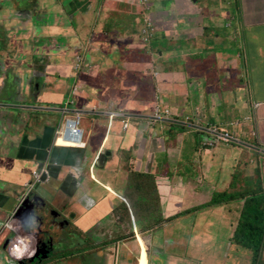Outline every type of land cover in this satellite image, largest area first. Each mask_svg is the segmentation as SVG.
Returning <instances> with one entry per match:
<instances>
[{
    "label": "crops",
    "instance_id": "1",
    "mask_svg": "<svg viewBox=\"0 0 264 264\" xmlns=\"http://www.w3.org/2000/svg\"><path fill=\"white\" fill-rule=\"evenodd\" d=\"M148 1L149 9L140 0H0L1 35L14 38L20 32L27 36L25 39L28 38L22 40L20 53L30 62L22 71H16L19 77L16 91L21 86L22 90L31 92L30 102L33 103L29 112L17 111L19 114L15 119L5 110H0V128L7 130L5 137L0 133V228L13 211L17 193L31 180L32 173L39 167L49 170L48 164L33 157L35 144L31 150L28 148L33 145L31 143L18 150L24 134L33 141L37 137V141L40 139L38 134L28 132V120L31 117H49L52 121L45 123L50 125L56 117L49 112H57L59 107L51 101H57L65 88H70L71 64L65 66V79L57 80L52 77L51 71H62L61 66L41 68L39 64L33 65L31 62L57 52L61 44L67 47L71 55V48L76 53H85L88 42L105 43L114 33L123 40L125 47L121 58L114 59L111 68L114 74L122 72L111 88L114 105L138 113L153 111L151 108L156 104H164L171 108L172 113L157 118L153 124L135 113V121L129 130H125L121 122L109 129L108 121L99 119L97 122L101 123L95 134L86 133L88 135L85 136L89 144L85 155L87 162L82 165L78 153L60 149L54 160L55 171L42 195L54 194V207H60L59 211L70 218L65 222L82 233L94 228L103 230L106 226L107 229L111 225L114 232L121 229L120 226L122 229L124 227L125 232L126 229L133 231V226L138 229L145 225V229L151 225L137 219L138 211L135 212L136 207L127 196L126 189L133 180L129 179L131 166L136 176L154 175L157 187L152 191L157 199L154 202L150 192L144 191L137 201L139 207L142 206L141 210L144 207V213L151 215L154 222L194 208L200 202L208 201L216 189H221L225 192L222 195L229 192L232 199L224 214L217 216L208 208L200 215L195 214L197 223L193 225L187 221L192 215H183L186 220L179 219L165 225L169 227L164 229L161 227L165 226L158 223L154 229L155 243L152 231H138L135 240L137 264H149L152 244L151 264H198L191 259L193 254L199 252H208L207 258L201 259L200 264H250L253 253L235 242L238 223H230L228 214L231 217L233 213L239 215V222L242 211L249 203H255L259 208L260 204H264V153L259 152L264 150V0ZM21 4L22 9L17 10ZM118 5L122 6L124 13L119 17L121 21L118 25L112 28L113 11ZM105 8L112 11V16L103 11ZM233 9L237 14L231 17ZM146 13L151 15L159 29L149 44L141 39ZM109 17L111 19L107 25L105 20ZM205 19V29L213 26L216 31L207 30L212 38L207 41L215 44V50L200 46L198 33ZM228 19L232 23L226 27ZM176 35L180 37L174 38ZM87 55L94 60H103L101 56L106 54L89 52ZM4 58L8 60L7 50L2 52L1 59ZM44 81L46 87L38 95L35 85L40 83L41 86ZM7 82L6 75H0V99H6L13 109L12 106H20L22 98H27L12 95L15 87L7 85ZM158 89L162 95L159 102L155 100ZM86 92L88 96L84 97L83 104L92 107L97 98ZM183 104H188L195 113H202L208 122L218 124L229 121L234 113L240 111V120H247L246 147H238L233 156H226L225 146L205 148L200 153L197 134L196 138L187 142L192 134L183 132V129L174 135L168 133L169 130L180 131L177 126L182 120L180 107ZM98 105L104 107L105 103L98 102ZM225 106L230 107L228 117L222 111L223 116L217 111ZM164 131L172 139L171 142L161 139ZM186 142L192 143V146L185 149ZM102 150L107 158L104 165L95 169L94 178L90 165L93 166L95 157ZM241 151L247 157L255 155L258 162L253 165L244 160L240 164ZM233 159L235 161L231 162ZM189 165L193 167L184 179L185 169ZM201 191L204 192L201 194ZM45 203L47 207L48 202ZM119 209L133 211V223L130 221L122 225L124 218L118 215ZM59 211L44 210L46 222L41 230L43 234L49 232L50 238L55 235L50 223L58 218ZM113 218L115 222H112ZM37 223L32 219L29 226ZM36 227L41 226L38 224ZM197 227L201 228V232L195 234ZM99 234L104 235V232ZM172 234L178 236L180 241L164 240ZM38 238L41 242H50V238ZM34 244L33 241L32 246ZM116 244V252L120 253L122 246ZM222 244L224 247L220 249ZM109 250L104 246L103 254ZM0 254L9 259L8 252L0 251Z\"/></svg>",
    "mask_w": 264,
    "mask_h": 264
},
{
    "label": "rangeland",
    "instance_id": "2",
    "mask_svg": "<svg viewBox=\"0 0 264 264\" xmlns=\"http://www.w3.org/2000/svg\"><path fill=\"white\" fill-rule=\"evenodd\" d=\"M104 12H107L109 14V16H112V11L105 8L103 9ZM124 13L123 8L121 5H118V7L113 11V19L111 21V23L113 25L112 28H115L118 25V22L121 21V19L119 18L122 14ZM233 14H237V12L234 11V9L232 10L231 13V17ZM68 18H70V15L67 16ZM127 15L125 14V18L124 20H126ZM109 19H111V17H109L106 21L107 25H109ZM205 21L201 24L200 27H202V29L200 30V33H198L200 36V46L202 47H209L210 50H215L217 47L215 46L214 43L207 41L208 39H212L211 35L208 34L207 30H209L210 32L215 31L213 26H209L207 27V30L205 29ZM231 19H228L225 22V26L228 27L231 25ZM154 25H151L150 28H153ZM216 32V31H215ZM209 35V36H208ZM6 36V45L7 47L10 49V55L13 58L12 61L8 62L6 64V66H8L9 68H7V75L10 74L12 70V68H10L11 66L18 70V69H24L26 67L25 61H22L21 59L25 58V55L20 53L19 49H15L14 46V42H12V38L8 35ZM206 36H208L207 38H205ZM180 37L179 35L174 36V38H178ZM48 38V37H47ZM204 39V40H203ZM53 40V39H51ZM1 41V40H0ZM42 41V40H41ZM44 42V39L43 41ZM2 43V42H1ZM65 43V41H64ZM67 43V42H66ZM65 43V44H66ZM123 40L121 38H117L115 36V34L113 33L112 36H110L109 38L106 39L105 43L102 42H98V41H93V42H88L86 44L85 47V53H77L72 50V54L75 55L74 57H70V54L64 55V49L65 46H63L64 44H61L60 49L57 50V52L54 53H50L48 55H44L42 58H40L38 61H33L31 62V64L36 65L39 64V66L41 68L43 67H53V68H57L59 66L65 67V65H60V58H63L65 56V64L69 63L71 64V73L73 74L74 78L76 79L74 81L73 77L70 78L69 80V86L70 88H72V91L75 90H81L82 91V95L84 97L88 96V93L85 92L82 87L84 86V88L87 86V91L94 92V96L97 98L96 100L100 99L101 103L106 99V100H111L114 97L112 96V91L111 88L113 86V83L115 81L116 78H118V76L122 75V72L120 73H112L111 68L113 67V63H114V59L118 58L122 51L124 50L125 47H123ZM171 45L174 44L170 43ZM143 46V44H142ZM89 52H93L96 53L100 52V53H104L106 55L101 56L103 58V60L97 59L94 60L92 57L90 56H86V53L88 54ZM117 53V54H116ZM99 55V54H98ZM121 58V56H120ZM119 66V65H117ZM64 70L60 71L57 69L52 70V77L57 79V80H64L65 79V75L63 73ZM78 74V75H77ZM121 85H123L124 83H120ZM6 87V86H4ZM100 87V88H98ZM103 87H106L105 89H102ZM108 87V88H107ZM98 88V89H96ZM5 89V88H3ZM7 89V88H6ZM86 89V88H85ZM161 91L160 89L157 90V95L158 97H162ZM81 96V95H80ZM65 97L64 95H62L60 98H57L56 100H60L61 98ZM95 100V101H96ZM95 106H98V102L96 101ZM79 107L82 110H85V106L83 104V99H80L79 102ZM119 108H121V106L119 105H114V110L117 111ZM218 108V107H217ZM216 108V109H217ZM229 106H225V107H221V110L218 108L217 111L220 112V114L223 116V114H225L228 117V111H229ZM13 109H18L16 107H13ZM100 110V112L104 115L103 117L107 116L109 111H112L111 109H107L105 107H103L102 109L98 108ZM121 114L124 112L123 108H121ZM181 110V119L182 121H185L186 124H184L182 126L183 132L185 133H190L192 134L191 138H188L187 142L191 141L194 139V137L196 138V134L197 136H199L204 129L207 127V123H208V119H206L203 115H197L199 112L197 111L196 114H194L195 112L193 111L192 108H190V106L187 104H183L182 107H180ZM223 114H222V112ZM136 115L138 114L137 112H134L133 114ZM187 113H191V115H187ZM239 113L240 111L234 113L231 118L229 119L228 122V127L231 130H235L237 129V132L235 131L234 134H238L240 136V139L242 141L239 143H228V144H220L219 147H227L226 150V156H233L235 153H237L238 151V147H245L243 146V143H245L244 137L246 134V131L248 129L247 128V120L242 119L240 123H235V122H239ZM140 116V115H139ZM13 117H15V115H13ZM145 118H148L149 122L152 123V121L155 119V116H147ZM45 121L47 122H51L52 119H50L49 117H45L44 120L42 119L41 122H38V120H35L36 125L34 127H31L28 129V132H33L35 133V135L40 137V139L38 140V142L35 144L34 146V151H33V157H35L39 162L42 163H47L50 160V156L51 154H53L56 151V148L53 146L51 141H45L44 137L46 136L47 132L45 130ZM98 121V118H97ZM101 122H94L93 117L88 115V112H86L85 116L83 117V124L82 126L86 127L87 133H92L93 135L95 134L96 130H97V126L100 124ZM254 127V126H253ZM2 129V128H0ZM167 131V130H166ZM182 132L181 129L180 131H173V130H169L168 133L170 134H176ZM232 133V132H231ZM41 135V136H40ZM29 136V135H28ZM38 138V137H37ZM185 144V149L186 148H190L192 146V143H188ZM30 146L28 148H30L29 150H31ZM224 147V148H225ZM245 149V148H244ZM200 153H202L203 151H205V148L201 147L199 148ZM223 149L221 148V151ZM220 151V152H221ZM77 151H74V154H77ZM38 154H41V156H38ZM79 154V153H78ZM81 156V158H79L80 162H82V165L87 162L86 156L85 154H79ZM245 162H248L249 164H256L258 161L256 159L255 155H249L248 157L246 156V153H243L242 151L240 152V159H239V163L243 164ZM128 160H126L125 162H127ZM235 160L233 159L231 162H234ZM184 165H186L187 163L183 162ZM193 167V165H189V167H187V169H185V175L183 176V178L185 179V177L188 175V173L190 172L191 168ZM88 168V166H87ZM40 169V167L38 168ZM134 168L131 166L130 169V176L129 179H133L132 180V184H129V189H126V194L127 196H130V199L133 202V206L136 207L135 212L139 211V213L141 215H143V211H144V207L143 210H141V207H139V204L137 203V201L140 199L141 194H143L144 191H149L150 192V198L152 200L157 199L155 194L153 193L152 190L156 189V184L153 178L147 177V176H141V175H137L135 177L134 176ZM198 181V180H197ZM199 182V181H198ZM205 187H207L205 185ZM228 191V190H226ZM204 191H201V194ZM225 192H223V190L221 189H216V193L214 195H212V197L206 201V202H200L197 206H196V211L194 212V214L192 215L191 220L188 221L189 225H193L195 223H197V219L194 217L195 214H202L203 212H205L208 208H211V211H213L214 209V205L212 203V199L219 196L220 194H224ZM226 194H230L229 192H227ZM54 194L52 193H47L48 196V207L51 210H61V208L59 207V209H55L54 205L55 204V197L53 196ZM140 203V202H139ZM222 206V205H220ZM224 207V206H223ZM226 209V208H225ZM261 210L259 215L262 216L263 214V221H264V204L261 205ZM60 215L58 216L57 219H54V221L50 223V229L51 230H55V235H54V240H55V245L56 248H61V247H68V250L65 251H59L57 253H54V250H52L51 255L49 257L44 258L43 256H41L40 258H37L35 260V262L32 261V259H28V262L30 264H136L135 261V255H136V242H134L133 239H131L130 235V230L126 229L125 232H123L124 227L122 229V227L120 226L121 229H118L119 232H114L113 231V226L111 225L109 228L106 229L103 228L102 229H92L90 232L88 233H82L81 231H78V229L74 228H70L71 226H69L70 224L66 221V219H70L69 217L65 216L61 211ZM118 215L123 216L124 221L121 223L122 225H126L129 219V211L126 210H120L118 211ZM151 215H149L147 218L144 219L145 223H149L151 224L152 222L150 221L151 219ZM228 219L230 223H234L237 224L238 223V219H239V215L236 214H232V217L230 216V214H228ZM143 218V216H142ZM116 219L113 218L112 222H115ZM174 222H177V220H173L172 218H164L162 219V224H172ZM39 223H37V225L33 226L31 228V231L34 234H37L39 237L43 236V239H47L50 238L48 235L49 232H46V234L42 233V226L37 228L36 226H38ZM117 226V225H116ZM25 231H23L24 233ZM102 232H106V235H100L99 233L102 234ZM122 232V233H121ZM199 232H201V228L197 227L195 234H198ZM123 240L121 239V237L126 236ZM14 236V232L12 230H6L5 233L3 234V237L0 238V245L3 244L4 246L6 245V242H2L3 239H6L8 237ZM7 240V239H6ZM156 240H153V243H155ZM173 241H180V239L178 238H173ZM201 242L205 243L204 239L200 240ZM109 243V244H107ZM118 246L119 244H121L122 248L120 253L116 252V247L114 246L115 244ZM107 244V245H105ZM20 246V245H19ZM104 246H107L108 248H110L109 251H106V254H103V250H104ZM21 247V246H20ZM224 247V245L222 244L220 249H222ZM135 251V252H134ZM54 255L55 258H52ZM208 256V252H199V253H195L192 256L191 261L193 262H198V264H200L201 259L207 258ZM234 261V259H233ZM33 262V263H32ZM17 264V263H16ZM251 264V263H250Z\"/></svg>",
    "mask_w": 264,
    "mask_h": 264
},
{
    "label": "clouds",
    "instance_id": "3",
    "mask_svg": "<svg viewBox=\"0 0 264 264\" xmlns=\"http://www.w3.org/2000/svg\"><path fill=\"white\" fill-rule=\"evenodd\" d=\"M145 6L147 5V3H149L148 0H140ZM15 2V1H14ZM22 9V4L21 7L18 8L17 10H21ZM146 9H149V6L147 5ZM47 12V11H46ZM151 25H154L153 28H150ZM158 27L155 25V22L153 21L152 17L150 14L146 13L144 15V22L143 25L141 27V39L145 42V44H149L150 42H152L155 39V36L158 33ZM0 65H6V63L10 62L13 60V58L11 57L10 53V49L7 47L6 45V36L5 35H1L0 33ZM27 36L24 34H20V32L17 33V35L12 38V42H14V44L16 45L17 43V49L21 50L20 46L22 44V40L25 39ZM28 39V38H27ZM27 39H25L24 41H26ZM2 42V43H1ZM2 46H4V48H2ZM15 48V46H14ZM5 50H7V57L8 60L6 58H4L3 60L1 59L2 57V52H4ZM78 55V53H77ZM73 57V55L71 56ZM30 59L25 61L26 66L29 64ZM4 66H2V71L0 73V75H6V78L8 77L7 75V68H5ZM23 69H18L15 71H22ZM18 82V81H17ZM17 82L14 84L15 90H13L11 92L12 95L18 96V97H26L27 99L25 100L24 98H22V102L19 104L20 106H12V107H16L18 108L16 109H12L10 107V104L8 105V102H6V99L1 98L0 99V110H5V113L7 115H15V117H13L14 119L16 118V116L19 114L18 112H29L31 110L30 106L33 104L31 101V92H27L21 89V87H18V90L16 91V86H17ZM73 88V87H72ZM72 88H65V91L63 93V95L65 97H63L60 101H51L53 104L59 105L57 112H49V114H55L54 117H56L55 121H53L50 125H47L45 123V130L47 132L46 136L44 137L45 141H51L53 146L56 148V151L51 154L50 156V160L47 163L44 164H48L49 165V170L40 167V169H36L37 171L32 173V178L31 180L23 187V189L21 190V192L18 194L17 193V198H16V204L13 206V211L11 212V214H9V216H7L4 219V222L1 223V228H0V238L3 237V234L5 233V231L8 230H12L14 232V236L8 237L6 239H3L2 242H6V245L4 246L3 244L0 245V251H4V252H8L9 254V259L0 254V264H2L1 262H4L5 264H30L28 262V259H32L33 262H35V260L37 258H40L41 256H43L44 258L49 257L51 255L52 250H54V253H57L59 251H67L68 247H61V248H56L55 245V240L54 238H50V242L48 240L46 241H40L38 238L37 234H34L31 231V228L33 226H29L30 222L32 221V219H35L37 222H39V224L43 227L46 219H45V212L44 210L49 209V207L47 205V203H45L46 201H48V196L47 195H42L43 190L46 191L44 188L46 186V184H49L50 178L52 176V173L55 171V162L54 160L57 159L58 156V151L60 149H67L69 150V152H72L74 154V151H77L79 154H83L85 153V151L88 149L89 144L86 140V134L87 130L82 126L83 124V117L85 116L86 112H88V115L93 117L94 122L97 123V118L98 120L100 119L101 121H108V126L109 129H112L114 127L115 124H117L118 122H121L124 126L125 130H129L130 127L133 125L134 117H136L133 112H128L126 109H124V112L121 114V108H119L117 111H115L114 108V101L111 100L110 104H107V102H109L108 100H106L105 102V108L107 109H111L112 111H109L107 116L103 117L104 115L100 112V109H102L103 107H101L100 105L98 106H92V107H85V110L80 109L79 107V102L80 99H83L84 101V96L82 95V91L81 90H75L72 91ZM86 88V89H85ZM84 88V86L82 87V89L86 92L87 91V86ZM106 87H104L105 89ZM103 89V88H102ZM70 93L68 96L67 94ZM90 94H92V96H94V92L91 91ZM81 95V96H80ZM168 98V97H167ZM155 100H157L158 102L160 101V97L155 98ZM98 102L101 103L100 100H96ZM156 101V103H158ZM55 102H60V103H55ZM182 107V105H181ZM151 110L153 111H149V112H145V111H140L138 112V115H140V117L145 118L147 116H155L156 120L157 118H163L165 117V115L167 114H171V108L166 106V105H158L156 104L155 106H153L151 108ZM18 111V112H17ZM196 114V113H195ZM197 115H202V113H198ZM44 120L43 117H41L40 119H35V117H31L30 120H28V125L29 128L34 127L36 125L35 120H38V122H41V120ZM148 119V118H146ZM153 120V121H154ZM152 121L153 124L154 122ZM46 122V121H45ZM228 122L229 121H225L223 124H218L215 122H208L207 123V127L204 129V131L198 136V141L200 142L199 148L202 147L203 148H212V147H218L220 146V144L224 145V144H228L225 142H220L217 144H208V140L209 137L212 136L214 130H222L227 129L230 132H232V134H234V132H237V129L235 130H231L228 127ZM241 120L239 118V122H235V123H240ZM179 126L178 129H182V126L184 124H186L185 121H179ZM74 131V132H73ZM6 129H0V133H2V135H4V137L6 136ZM73 132V134H72ZM238 133V132H237ZM75 135V136H74ZM234 136L238 137V141L235 142H230V143H239L241 141L240 136L238 134H234ZM63 137L66 138L67 140H72L74 142H77L79 146L77 147H67V146H58L59 143V139ZM161 139L166 141V142H171L172 139H170L167 136V132L164 131L162 133V135H160ZM37 138L33 141L31 140L27 135H23L22 138V142L18 147V150H21L22 148L27 147V143H31V144H36ZM242 143V141H241ZM31 145V146H33ZM243 146L246 147V144L243 143ZM249 148V147H247ZM74 149H80L83 151H78V150H74ZM251 149V148H249ZM253 150V149H252ZM105 153V157L103 158L101 156V154ZM260 153H264V150L259 151ZM106 152H104V150L100 151L99 154L95 157V162L92 166V164L90 165V170L92 172V177L96 176L95 175V169L100 167L101 165H104L105 159H106ZM51 174L50 176L47 177L46 181L43 182L42 186L37 189V185L42 181L44 174L45 173ZM143 175H151V174H141V176ZM136 176V173L134 172V176ZM154 177V175H152ZM95 178V177H94ZM97 178V177H96ZM98 179V178H97ZM110 187V186H109ZM1 195V194H0ZM35 198H39L40 200L38 202H36L34 207L30 208V212H28L26 209H24V205L27 201L29 200H34ZM126 200V199H125ZM212 203L214 205V209L213 212L218 216L219 214L222 215L224 214V210L228 209L229 205L232 203V199L230 198V195L227 194L225 195L224 198H222L220 201H215V198L212 199ZM222 205V206H220ZM224 206V207H223ZM226 208V209H225ZM23 209V210H22ZM55 209H58L55 207ZM189 210V211H188ZM185 210L183 213L181 214H176L172 217L173 220H179L181 219L182 221L186 220L184 219L182 216L185 215L186 217H190L191 215L194 214V212L196 211V207L191 208ZM55 211V210H53ZM129 211V219L128 222L133 223V211H131L130 209ZM22 212V213H21ZM188 214V215H186ZM137 215H139V219H143V218H147L149 216L148 213H144L143 211V215H141L138 211ZM143 216V218H142ZM135 217L137 218L136 214ZM191 218V217H190ZM190 218H187V221L191 220ZM132 219V220H131ZM143 223L144 220H141ZM150 221L152 222L151 225L148 228H145V231H152L153 234V240H155V235H154V229L156 228V225L158 223H160V225L165 226L168 224H162V220L160 221H153V218L151 217ZM147 224V223H145ZM70 226V225H69ZM74 226V225H72ZM166 227L169 226H165V227H161V229H164ZM71 228V227H70ZM160 229V230H161ZM23 231H25L23 233ZM141 231V228L139 227L138 229H134L133 226V231H130V235L131 239L136 240V233ZM144 231V232H145ZM157 232V231H156ZM123 237H127L123 236ZM178 236H176L175 234H172V236L170 237H166L164 238V240H166V242H171L173 240V238H177ZM121 239L123 240L124 238L121 237ZM34 241V245L32 246V243L30 244V242ZM52 244V247L50 248ZM115 244V243H114ZM21 247H20V246ZM121 245V244H119ZM44 247H47L50 250V253L45 257L44 255H39V252L41 249H43ZM152 248H153V244H152ZM152 248H151V254H152ZM151 254H150V259H149V264H151ZM56 255H54L52 258H55ZM135 257V261L137 264V257ZM263 259V263L264 264V254L262 255ZM32 262V263H33ZM251 264H253V261L251 262Z\"/></svg>",
    "mask_w": 264,
    "mask_h": 264
},
{
    "label": "trees",
    "instance_id": "4",
    "mask_svg": "<svg viewBox=\"0 0 264 264\" xmlns=\"http://www.w3.org/2000/svg\"><path fill=\"white\" fill-rule=\"evenodd\" d=\"M143 176L154 178L152 175ZM224 197L225 195H219L215 197V201H220ZM252 205H255V203H249L242 211L240 221L238 222V227L234 235V240L235 242L240 243L241 245L249 248V250L252 251L253 264H262V255L264 254V221L262 220L263 214L262 216L259 215L260 211L263 212V210H261L262 204H260V208L257 205H255L254 208H251ZM144 219L145 218L139 220ZM144 227L145 225L140 226L142 232L145 231Z\"/></svg>",
    "mask_w": 264,
    "mask_h": 264
},
{
    "label": "water",
    "instance_id": "5",
    "mask_svg": "<svg viewBox=\"0 0 264 264\" xmlns=\"http://www.w3.org/2000/svg\"><path fill=\"white\" fill-rule=\"evenodd\" d=\"M64 49V55H67V54H70L69 53V50L67 49V47H65V48H63ZM72 55L70 54V57H71ZM22 61H26V60H29V59H27L26 57L24 58V59H21ZM65 56L63 57V58H60V65H67V64H65ZM7 64V63H6ZM2 66H4V65H2ZM2 66L0 65V73H1V71H2ZM5 68H9L8 66H4ZM10 68H12V70L13 71H11L10 72V74H8V77H7V85H14L17 81H18V76L16 75V71H15V69L11 66ZM62 70H64L65 69V67H62L61 68ZM78 75V74H77ZM71 77H73V79H75L74 78V76H73V74L70 76V78ZM70 80V79H69ZM37 83V82H36ZM44 84H41V86H40V83H37L36 85H35V90H37V92H39L38 93V95H41L42 93H43V91H44V89H45V87H46V82L44 81L43 82ZM55 81L53 82V84L55 85ZM40 86V87H39ZM21 87V86H20ZM59 87H56V89H58ZM70 93H68L67 94V96L69 95ZM55 103H60V102H55ZM74 150H78V151H83V150H80V149H74ZM85 155H86V151H85ZM108 155H110V152H109V154ZM101 156L104 158L105 157V153H103L102 152V154H101ZM48 176H50V174H48L47 172L44 174V177H43V179H42V181L37 185V189H39L41 186H42V184H43V182H45L46 181V179H47V177ZM40 199L39 198H35L34 200H29V201H27L26 203H25V205H24V209H26L28 212H30V208L31 207H34L35 206V204H36V202H38ZM23 210V209H22ZM22 213V212H21ZM50 253V250L47 248V247H44L43 249H41L40 250V252H39V255L38 256H40V255H44L45 257L48 255Z\"/></svg>",
    "mask_w": 264,
    "mask_h": 264
},
{
    "label": "built area",
    "instance_id": "6",
    "mask_svg": "<svg viewBox=\"0 0 264 264\" xmlns=\"http://www.w3.org/2000/svg\"><path fill=\"white\" fill-rule=\"evenodd\" d=\"M238 141V137L234 136L229 130H214L212 136L209 137L208 144H217L220 142L230 143Z\"/></svg>",
    "mask_w": 264,
    "mask_h": 264
},
{
    "label": "bare ground",
    "instance_id": "7",
    "mask_svg": "<svg viewBox=\"0 0 264 264\" xmlns=\"http://www.w3.org/2000/svg\"><path fill=\"white\" fill-rule=\"evenodd\" d=\"M74 132V131H73ZM73 132H72V134H73ZM75 136V135H74ZM58 146L60 147V146H69V147H72V146H79L78 144H72V143H70V142H68L67 140H66V138H63V137H61L60 139H59V143H58ZM32 242H30V244H31Z\"/></svg>",
    "mask_w": 264,
    "mask_h": 264
}]
</instances>
